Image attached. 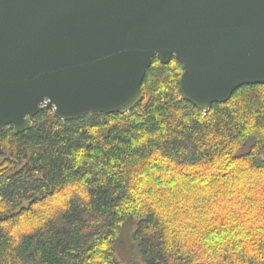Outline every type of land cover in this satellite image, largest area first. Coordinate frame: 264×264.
<instances>
[{
	"label": "trees",
	"instance_id": "1",
	"mask_svg": "<svg viewBox=\"0 0 264 264\" xmlns=\"http://www.w3.org/2000/svg\"><path fill=\"white\" fill-rule=\"evenodd\" d=\"M183 71L155 57L126 114L3 129L0 264H122L123 227L146 264H264V84L203 111Z\"/></svg>",
	"mask_w": 264,
	"mask_h": 264
},
{
	"label": "water",
	"instance_id": "2",
	"mask_svg": "<svg viewBox=\"0 0 264 264\" xmlns=\"http://www.w3.org/2000/svg\"><path fill=\"white\" fill-rule=\"evenodd\" d=\"M183 65L178 93L198 109L264 84V0H0V133L126 114L153 59Z\"/></svg>",
	"mask_w": 264,
	"mask_h": 264
},
{
	"label": "rangeland",
	"instance_id": "3",
	"mask_svg": "<svg viewBox=\"0 0 264 264\" xmlns=\"http://www.w3.org/2000/svg\"><path fill=\"white\" fill-rule=\"evenodd\" d=\"M135 227L134 224H132L131 226L128 227V230H133ZM130 238H129V233L126 229V227H123L122 233H121V237L119 239L118 243H121V246L119 248L120 251V256L118 253V256L120 258V260H122V264H146L145 262H143L141 259H137L136 257H132L133 255V251L131 250V244L129 243ZM138 258H140L138 256Z\"/></svg>",
	"mask_w": 264,
	"mask_h": 264
}]
</instances>
